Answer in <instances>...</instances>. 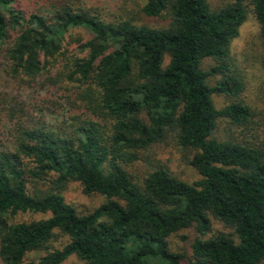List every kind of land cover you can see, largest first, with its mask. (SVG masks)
<instances>
[{"label":"trees","instance_id":"1","mask_svg":"<svg viewBox=\"0 0 264 264\" xmlns=\"http://www.w3.org/2000/svg\"><path fill=\"white\" fill-rule=\"evenodd\" d=\"M43 2L47 11L28 13L0 0V55L27 86L74 82V98H62L79 112L54 127L0 93L11 121L0 149L2 264H64L72 255L83 264H183L187 253L172 251L169 238L186 228L196 232L194 264H264V144L248 129L253 113L231 54L249 11L264 44V0L217 8L210 0H146L141 12L166 17L162 26L108 20L82 0ZM77 27L89 36L75 38L85 55L65 47ZM215 93L231 101L218 108ZM221 118L240 134L214 137ZM172 133L193 152L201 178L187 182L160 166L137 181L128 165ZM72 181L106 201L79 212L64 195ZM21 213L50 215L17 221ZM215 220L229 231L208 235ZM60 234L68 241L52 248ZM33 251L45 254L28 260Z\"/></svg>","mask_w":264,"mask_h":264},{"label":"rangeland","instance_id":"2","mask_svg":"<svg viewBox=\"0 0 264 264\" xmlns=\"http://www.w3.org/2000/svg\"><path fill=\"white\" fill-rule=\"evenodd\" d=\"M146 0H82L86 8L98 10V12L108 20L118 18H131L138 23L148 24L150 26H162L167 22L166 17H149L141 12ZM232 0H210L213 7H222ZM15 4L28 13L45 9L43 0H15ZM84 35L88 38V33L83 28H72L70 38L65 47L69 49L68 54L85 55L79 48L76 37ZM232 70L239 74L244 87L240 96L251 106L252 122L248 126L251 135L259 143L264 144V44L260 36V25L255 15L249 11L247 19L240 28V34L231 44ZM169 61V57L166 58ZM61 59L53 71H59L64 65ZM214 63L213 60L205 61L206 68ZM7 62L0 55V93H7L8 97H16L20 102H25V111L29 113L34 121L47 123L54 127L64 126V121L78 113V109L71 108L67 103L68 95L76 91L74 82H59L57 84H48L41 88L40 84L27 86L26 83L12 78L7 72ZM216 78L211 80V83ZM67 81V80H66ZM68 83V84H67ZM70 89L66 91V89ZM50 91L51 94L48 92ZM55 96L53 97V95ZM58 96V97H57ZM72 96V95H71ZM50 98V99H49ZM52 98V99H51ZM72 98H74L72 96ZM234 98V97H233ZM46 99V100H45ZM52 100V102H51ZM214 100L218 108H223L230 101L231 97L225 94H214ZM55 102V103H54ZM80 103V102H79ZM5 111L0 109V149L3 148L10 139L11 121L5 115ZM218 127L214 132V137L225 139L233 135L240 134V130L231 124L226 118L219 119ZM5 148V147H4ZM193 152L190 149L183 148L177 139L175 133L161 142L154 143L146 149L139 151V157L133 163L128 165V170L137 181H142L151 171L163 166L169 169L178 178L187 182H194L201 178L197 169L190 164ZM64 195L68 202L72 203L79 212L87 213L94 210L100 204L106 201V197L100 193L87 194L83 191L82 185L78 181L69 183ZM50 214L21 213L16 216L17 221H31L46 218ZM226 231L229 229L223 223L215 220L208 235L212 233ZM196 237V232L192 229H182L174 233L170 238L172 251L187 253V260L183 264H194L191 260V243ZM68 241V237L62 234L55 237L51 242L52 248H62ZM45 252L33 251L28 254V260L38 259ZM0 264H2L0 260ZM64 264H83L78 256H70Z\"/></svg>","mask_w":264,"mask_h":264}]
</instances>
